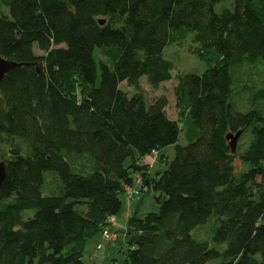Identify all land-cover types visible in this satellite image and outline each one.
Returning a JSON list of instances; mask_svg holds the SVG:
<instances>
[{
    "label": "trees",
    "instance_id": "16d2710c",
    "mask_svg": "<svg viewBox=\"0 0 264 264\" xmlns=\"http://www.w3.org/2000/svg\"><path fill=\"white\" fill-rule=\"evenodd\" d=\"M216 2L0 0V54L18 64L0 84V264H85L137 175L160 209L130 217L122 264H264V110L233 102L237 69L264 61V0ZM190 33L209 64L176 76L178 121L140 79L171 80L163 51ZM259 75L255 105L264 63ZM239 131L247 145L232 152ZM169 146L162 171L141 163ZM204 228L211 238L194 234Z\"/></svg>",
    "mask_w": 264,
    "mask_h": 264
},
{
    "label": "rangeland",
    "instance_id": "374dc122",
    "mask_svg": "<svg viewBox=\"0 0 264 264\" xmlns=\"http://www.w3.org/2000/svg\"><path fill=\"white\" fill-rule=\"evenodd\" d=\"M214 8L217 13H220L225 9H233V0H217ZM199 50H201V45L195 41L194 34L190 33L186 39L179 43L166 46L163 51L164 58L170 61L173 65L171 80L161 83L157 88H153L148 84L145 76L140 79V85L145 91L149 101H152L160 96H165L167 98L168 104L166 106V113L173 120L180 121L178 110L176 108V97L174 91L177 84L176 76L181 73H195L200 75L207 69L209 64L205 57H200ZM201 51L203 52V50ZM263 63L264 61L258 60V66L244 65L237 69L233 94V102L236 110L247 111L253 107H256L257 109L262 108V110H264V101H260L257 105L253 102V93L260 85L259 71L262 70ZM120 87L130 95L135 93L134 88L130 87L126 82L121 83ZM247 141L248 137L239 139L237 149L240 153L246 147ZM186 143L187 140L182 132L180 134L178 144L185 145ZM1 145L2 147L7 148L5 142L1 141ZM174 154L175 146H169L163 149L161 156H164L165 161H162L164 163L160 162L157 159V156L153 167L151 168L152 173L165 169L167 167L166 162L170 161L174 157ZM2 159L3 154L0 149V161H2ZM234 164L237 171H241V169H243L239 158H236ZM47 180L48 182L44 191L46 194H49L53 190H56L57 179L54 175L48 174ZM134 190L135 193L133 194L132 199H129V195L126 192L121 196L123 202L121 211L118 215L114 216V219L116 220L114 221V224L111 225V228L116 225V230L113 228L112 230L118 234V237H116L115 241L103 242L100 233V235H95L93 238L89 239L86 242L84 249L83 261L85 264H122L124 260V251L126 250L125 240L127 230L121 226L125 223L129 212L131 211L130 217H132L138 210L137 215L139 217H144L149 212L159 211L160 204L157 200V195L153 192L149 194L140 192L139 187L136 184H134ZM260 223L264 225V216L260 220ZM194 234L200 239H208V236L211 238L210 232H207L205 228L200 229L199 231H194ZM100 243L103 244L102 248L97 250L96 247Z\"/></svg>",
    "mask_w": 264,
    "mask_h": 264
},
{
    "label": "built area",
    "instance_id": "2783aa9c",
    "mask_svg": "<svg viewBox=\"0 0 264 264\" xmlns=\"http://www.w3.org/2000/svg\"><path fill=\"white\" fill-rule=\"evenodd\" d=\"M157 156H158V152L153 150L148 156L143 158L141 163L144 166H146L147 168L151 169L153 167V164H154ZM141 182H142L141 176L137 175L134 179L133 186L126 190V193L129 195V199H132L133 194L135 193L134 184H136V185H138V187H140ZM114 221H115L114 217L108 218L109 226L104 228L103 231L101 232V238H102L103 242H112V241H115L116 237H118V234L110 228L111 225L114 224ZM102 245H103L102 243L98 244L96 247L97 250H100L102 248Z\"/></svg>",
    "mask_w": 264,
    "mask_h": 264
},
{
    "label": "water",
    "instance_id": "95a60500",
    "mask_svg": "<svg viewBox=\"0 0 264 264\" xmlns=\"http://www.w3.org/2000/svg\"><path fill=\"white\" fill-rule=\"evenodd\" d=\"M103 21H100V24H103ZM18 64L15 62H11L3 58L0 54V84L5 78V76L15 67H17ZM241 135V132H237L235 135H228L227 139L230 140V146L232 149V152H235L236 145L238 142V139ZM6 172H5V163L3 161H0V188L5 180Z\"/></svg>",
    "mask_w": 264,
    "mask_h": 264
},
{
    "label": "crops",
    "instance_id": "0c3cea01",
    "mask_svg": "<svg viewBox=\"0 0 264 264\" xmlns=\"http://www.w3.org/2000/svg\"><path fill=\"white\" fill-rule=\"evenodd\" d=\"M159 157H160V153H158V160H159ZM157 160V161H158ZM162 161H165V159H163V160H161L160 162H162ZM162 163H164V162H162ZM151 172H152V169L150 170ZM138 211V210H137ZM136 211V212H137ZM130 214H131V211L129 212V215H127V219H126V221H125V223L121 226V227H124V228H127V223H128V220L130 219ZM116 220V219H115ZM117 223V222H116ZM115 227H116V225H114V227H112L113 229H115ZM111 228V227H110ZM111 228V229H112ZM118 229V228H117ZM116 230V229H115ZM125 244H126V240H125Z\"/></svg>",
    "mask_w": 264,
    "mask_h": 264
}]
</instances>
